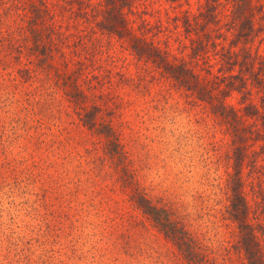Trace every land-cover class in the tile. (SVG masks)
I'll use <instances>...</instances> for the list:
<instances>
[{"label":"rangeland","instance_id":"1","mask_svg":"<svg viewBox=\"0 0 264 264\" xmlns=\"http://www.w3.org/2000/svg\"><path fill=\"white\" fill-rule=\"evenodd\" d=\"M34 1L44 8L35 27L44 54L33 42L31 0H0V264H194L137 205L134 186L185 222L216 262L243 264L227 211V124L97 25L104 0ZM203 2L130 0L124 10L136 32L189 59L196 33L181 20ZM207 58L215 70L214 51ZM94 104L97 121L118 135L133 185L103 134L82 120ZM251 141L242 175L253 203L264 192V139Z\"/></svg>","mask_w":264,"mask_h":264},{"label":"trees","instance_id":"2","mask_svg":"<svg viewBox=\"0 0 264 264\" xmlns=\"http://www.w3.org/2000/svg\"><path fill=\"white\" fill-rule=\"evenodd\" d=\"M129 2L104 0L97 25L127 39L138 56L150 60L196 98L204 100L211 111L227 124L233 143V171L227 181L230 188L227 211L238 228L234 245L243 253V264H264V192H261L260 186L258 192L262 193L261 200L255 197L254 202H250L242 175L243 162L251 151L249 147L254 143L251 139L255 140L259 136L264 139L260 125L253 128L257 123L249 119H260L264 128V47L260 48L261 42H264V0H204L197 14H186L181 20L183 30L187 34L196 33L190 37L189 59L170 57L165 48L136 32L124 10ZM220 5H226L223 13L219 9ZM30 9L34 46L44 54L45 43L36 38L35 30L44 8L31 0ZM222 14L226 18L222 22L226 28L221 30L219 22ZM230 35L232 37L229 38ZM226 39L228 43H225ZM256 40L258 44L255 45ZM210 51H214L215 63H218L215 70L208 58L205 59ZM199 58L204 59V65L198 64ZM73 89L75 98L78 95L80 100L84 95L77 82ZM236 94L237 100L232 101L231 97ZM98 113L99 106L94 104L84 109L82 120L103 134L107 151L116 158L122 172L128 175L125 182L133 185L118 135L111 122L97 121ZM133 189L137 205L188 262L225 264L212 259L186 223L174 217L168 208L154 203L137 186Z\"/></svg>","mask_w":264,"mask_h":264}]
</instances>
